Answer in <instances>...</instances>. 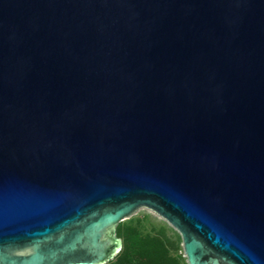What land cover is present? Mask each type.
<instances>
[{
  "label": "water",
  "instance_id": "obj_1",
  "mask_svg": "<svg viewBox=\"0 0 264 264\" xmlns=\"http://www.w3.org/2000/svg\"><path fill=\"white\" fill-rule=\"evenodd\" d=\"M141 208L264 264V0H0V264H105Z\"/></svg>",
  "mask_w": 264,
  "mask_h": 264
},
{
  "label": "trees",
  "instance_id": "obj_2",
  "mask_svg": "<svg viewBox=\"0 0 264 264\" xmlns=\"http://www.w3.org/2000/svg\"><path fill=\"white\" fill-rule=\"evenodd\" d=\"M114 234L120 239V249L105 264H178L161 231L142 234L137 226L117 225Z\"/></svg>",
  "mask_w": 264,
  "mask_h": 264
},
{
  "label": "rangeland",
  "instance_id": "obj_3",
  "mask_svg": "<svg viewBox=\"0 0 264 264\" xmlns=\"http://www.w3.org/2000/svg\"><path fill=\"white\" fill-rule=\"evenodd\" d=\"M117 225L120 228L125 225L137 226L142 234H153L161 231L170 253L175 257L178 264H184L177 233L164 220L151 211L144 208L138 209L129 217L121 220Z\"/></svg>",
  "mask_w": 264,
  "mask_h": 264
}]
</instances>
